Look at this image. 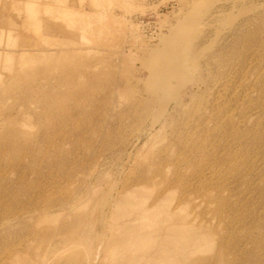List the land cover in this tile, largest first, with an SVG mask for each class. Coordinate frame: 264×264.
<instances>
[{"label": "rangeland", "instance_id": "rangeland-1", "mask_svg": "<svg viewBox=\"0 0 264 264\" xmlns=\"http://www.w3.org/2000/svg\"><path fill=\"white\" fill-rule=\"evenodd\" d=\"M67 2L0 0V264H134L147 208L208 236L151 264H264V0Z\"/></svg>", "mask_w": 264, "mask_h": 264}, {"label": "bare ground", "instance_id": "bare-ground-1", "mask_svg": "<svg viewBox=\"0 0 264 264\" xmlns=\"http://www.w3.org/2000/svg\"><path fill=\"white\" fill-rule=\"evenodd\" d=\"M17 53H18V51H17ZM129 205H130V202H126V201L121 202V206L124 208L123 211L125 213L131 212ZM156 213H157L156 211L153 212L151 210H148V208L141 210L139 212H136L134 214L135 215L134 217L123 220L121 223H119L116 226V228H114L113 232L111 233L112 237H117L120 234L122 236H124L128 230H132L131 228L135 227V225L137 224L138 228H139V229H137L138 230L137 234H139L142 237V239H145V238H148L151 236V230H152L153 224L159 226L158 230L162 229L161 224L166 225L168 223L167 218H172V217L174 218V220L177 223H180L181 226H179V225L173 226V229L175 232H173L170 235L165 236V238L167 239V243L163 242L165 240L163 238L162 239L163 241L161 240V243L157 244V246L155 247V249L153 251H151V252L145 251L144 254H142L139 258H137L135 260L134 264H151V258H156L157 254L158 255L163 254V253L166 254L167 252H170V253H173V255H179V256L182 254L180 252L181 250H183L184 253L185 252L192 253V252H194L195 248L198 249L201 247V245H203V243L202 244L198 243V241H200L199 239H202L201 240L202 242H204L206 239H208L206 232H205V234H206L205 235L204 232L202 233V231L201 232L197 231V229L199 230L201 227L193 228L194 225L192 226V223L190 224L187 221L189 219V218L187 219V217H188L187 213L188 212L184 213V210L183 211H181V210H179V211L169 210V211H166L164 213V215H162V217H160L159 219L155 218V216L157 217ZM143 219H148V222L147 223L142 222ZM186 225L190 226V227L192 226L191 229H194V230L190 229V231L187 234L182 235L181 233L183 232V228ZM204 231H205V229H204ZM201 233L204 235H202ZM205 236H206V239H204ZM107 239H108V243H110V238L107 237ZM105 243L106 242H103V245Z\"/></svg>", "mask_w": 264, "mask_h": 264}, {"label": "built area", "instance_id": "built-area-1", "mask_svg": "<svg viewBox=\"0 0 264 264\" xmlns=\"http://www.w3.org/2000/svg\"><path fill=\"white\" fill-rule=\"evenodd\" d=\"M136 20L140 33L149 41L154 40L163 28V25L157 20L154 12L138 15Z\"/></svg>", "mask_w": 264, "mask_h": 264}, {"label": "crops", "instance_id": "crops-1", "mask_svg": "<svg viewBox=\"0 0 264 264\" xmlns=\"http://www.w3.org/2000/svg\"><path fill=\"white\" fill-rule=\"evenodd\" d=\"M151 1H154V0H151ZM46 2L52 3V2H49V1H46ZM67 6L68 7L77 8L78 7L77 0H68ZM11 17H12V15L9 14V13H2L1 18H0V23L2 25H6V24L10 25V24H12L13 23V20L11 19ZM9 20L11 22H9ZM45 24L47 26H49V25L51 26V24H53V23L51 21H48V19L43 18L42 19V25H45ZM1 27H4V26H1Z\"/></svg>", "mask_w": 264, "mask_h": 264}]
</instances>
